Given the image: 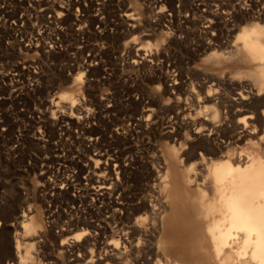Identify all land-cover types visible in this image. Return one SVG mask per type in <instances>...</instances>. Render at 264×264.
<instances>
[{"label": "rangeland", "instance_id": "374dc122", "mask_svg": "<svg viewBox=\"0 0 264 264\" xmlns=\"http://www.w3.org/2000/svg\"><path fill=\"white\" fill-rule=\"evenodd\" d=\"M251 21L264 0H0V264L109 263L116 200L144 193L167 131L207 136L185 123L191 91L254 79L240 69L256 64L209 58ZM234 84L204 102L222 149L242 143L217 119Z\"/></svg>", "mask_w": 264, "mask_h": 264}, {"label": "bare ground", "instance_id": "6f19581e", "mask_svg": "<svg viewBox=\"0 0 264 264\" xmlns=\"http://www.w3.org/2000/svg\"><path fill=\"white\" fill-rule=\"evenodd\" d=\"M209 58L256 64L240 69L254 79L241 80L232 70L226 82L191 91L194 108L185 123L191 134L207 129V136L176 144L173 131H167L172 144L157 150L144 193L125 205L116 200L112 216L119 223L108 241L109 254L98 257L108 259L105 264H264V23H245L224 54L214 49ZM218 83H235L228 111L217 118L232 142H242L231 149L214 143L215 123H204V102L222 100ZM74 92L66 90L62 97L72 100ZM219 112L213 107L210 120ZM29 217L22 224L28 233L34 229ZM15 254L29 257L17 238Z\"/></svg>", "mask_w": 264, "mask_h": 264}]
</instances>
